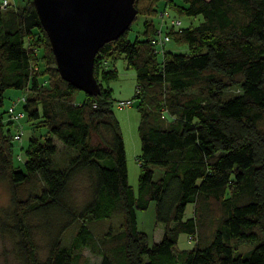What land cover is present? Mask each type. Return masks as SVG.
<instances>
[{
    "label": "trees",
    "instance_id": "1",
    "mask_svg": "<svg viewBox=\"0 0 264 264\" xmlns=\"http://www.w3.org/2000/svg\"><path fill=\"white\" fill-rule=\"evenodd\" d=\"M21 1L2 8L0 0V179L12 201L0 230L16 236L22 264H92L86 247L98 264H264V0H164L163 9L161 0H135L138 14L151 17L168 8L202 14L198 24L177 28L181 20L172 18L165 31L188 51L167 48L168 41L160 60L153 19L134 35L130 26L97 52L101 91L81 101L59 72L33 0ZM121 57L136 70L138 193L108 84L118 73L108 61ZM236 85L241 91L232 94ZM9 88L27 92L17 105L33 130L24 169L14 160L23 117L16 121L4 108ZM82 173L91 197L78 207L69 193ZM152 201L164 232L150 243L137 210ZM32 217L49 233L45 258ZM71 227L76 232L65 240ZM181 234L192 247L179 246Z\"/></svg>",
    "mask_w": 264,
    "mask_h": 264
},
{
    "label": "rangeland",
    "instance_id": "2",
    "mask_svg": "<svg viewBox=\"0 0 264 264\" xmlns=\"http://www.w3.org/2000/svg\"><path fill=\"white\" fill-rule=\"evenodd\" d=\"M15 1L16 5H21L22 3L21 0ZM164 6L165 1L161 0L159 3V7L163 9ZM172 18L181 20V23L176 25L177 28L180 26H187L189 24H198L203 19V15L198 14L194 16H188L185 14H180L178 11L172 8H168V13L166 12L164 16L161 13H158L157 15L152 17L149 15L137 13L130 25L131 30H133L132 35H134V33L142 31L144 29V22L151 19H153L158 28L163 29V31L165 32L167 30V27L171 26ZM167 48H173L177 51H188V45L186 43L178 45L173 41L167 43ZM158 58L160 60L163 59V54L161 51H159L158 53ZM108 67H116L118 71L117 77L111 79L108 84L112 88L113 96L116 99L114 102V111L116 117L120 122L122 134L125 141L129 181L132 184L135 192L138 193L139 176L141 173V166L138 160V156L141 151V140L139 135L140 112L137 106L138 100L134 99L137 86L136 70L133 67L128 66L125 57H121L116 61L109 60ZM240 91L241 87L239 85L230 88V92L232 94L239 93ZM25 93L27 94L24 89L9 88L6 92L4 108H8L13 103V100L17 99V97H21ZM74 97L78 101L84 100L86 98V91L78 89L74 93ZM128 98L133 99V103L129 106L120 108L117 104L118 100ZM20 106H22V102H18V107ZM6 115H8V113ZM17 127L18 129L22 128L23 133L21 139L16 141L14 160L16 165L21 167V169H24V150L28 145L30 136L33 134V130L30 127V124L25 121L24 116L21 122L17 124ZM15 128L16 126L12 125L13 131L15 130ZM155 169V177L157 178L160 174L161 166L156 165ZM69 197L72 202L78 207L83 206V204L89 200V198L91 197V187L87 174L82 173L74 178L71 184ZM11 208L12 201L9 184L5 180L0 179V216L6 219L8 217L7 214ZM192 211L193 204L189 203L186 209V215L189 216ZM137 218L138 226L148 232L150 243L158 241L162 238L164 225L163 223L156 224L155 222L154 201L150 203L147 209H138ZM30 221L33 225V238L37 244V254L41 258H45L48 252L49 233L45 229V227L41 225L42 219H40L39 217H32ZM75 232V227H71L69 230H67L65 232V240H68ZM179 246L182 248L192 247L193 242L190 241L185 234H181L179 238ZM249 247L251 249L253 246L239 245L238 249L243 252ZM83 253L90 258L92 264L99 263L100 256L92 253L89 248H84ZM236 253H238V250L236 251ZM0 264H22V260L17 255L16 236L8 232H2L1 230Z\"/></svg>",
    "mask_w": 264,
    "mask_h": 264
},
{
    "label": "water",
    "instance_id": "3",
    "mask_svg": "<svg viewBox=\"0 0 264 264\" xmlns=\"http://www.w3.org/2000/svg\"><path fill=\"white\" fill-rule=\"evenodd\" d=\"M61 76L90 94L101 86L94 73L99 49L117 38L138 13L135 0H33Z\"/></svg>",
    "mask_w": 264,
    "mask_h": 264
},
{
    "label": "built area",
    "instance_id": "4",
    "mask_svg": "<svg viewBox=\"0 0 264 264\" xmlns=\"http://www.w3.org/2000/svg\"><path fill=\"white\" fill-rule=\"evenodd\" d=\"M16 6V1L15 0H1V7L2 8H7L8 6ZM173 22L179 23L180 20H173ZM170 35L167 34L166 32L163 31V29L158 28L157 32L155 33V35L152 37V43L155 45L156 49L158 51L164 50V46L165 44L170 41ZM25 100V96L16 99L12 105H10L9 107V112H10V116L12 119L16 120V121H20L21 118L23 117L24 113L22 112V110L17 108L18 105V101L19 100ZM133 103V99L128 98V99H120L118 100V106L120 108L129 106ZM22 133H23V129L19 128L18 132L16 133V137L21 139L22 137Z\"/></svg>",
    "mask_w": 264,
    "mask_h": 264
}]
</instances>
